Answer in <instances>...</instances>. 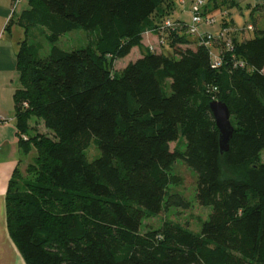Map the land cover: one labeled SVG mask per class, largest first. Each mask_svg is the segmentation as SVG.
Listing matches in <instances>:
<instances>
[{"label": "trees", "instance_id": "obj_1", "mask_svg": "<svg viewBox=\"0 0 264 264\" xmlns=\"http://www.w3.org/2000/svg\"><path fill=\"white\" fill-rule=\"evenodd\" d=\"M212 1L222 11L230 0ZM28 3L9 26L25 31L16 130L23 153L36 156L27 177L16 168L6 194L8 230L26 264H264V191L255 183L264 177V30L254 23L253 37L235 34L216 68L210 48L184 31L158 34L174 0ZM89 29L98 32L94 49L58 47L61 36ZM150 31L170 53L143 46ZM136 47L140 57L114 73L107 59ZM212 101L227 104L235 128L224 155ZM33 117L52 134L31 127ZM91 144L100 157L88 162ZM177 160L195 171L196 200L212 212L199 236L164 242L142 233L143 219L161 214L180 185Z\"/></svg>", "mask_w": 264, "mask_h": 264}, {"label": "rangeland", "instance_id": "obj_2", "mask_svg": "<svg viewBox=\"0 0 264 264\" xmlns=\"http://www.w3.org/2000/svg\"><path fill=\"white\" fill-rule=\"evenodd\" d=\"M23 7V3L19 5V10ZM256 0H230L227 6H224L223 10L226 12V19L228 21V27L243 30L247 25L256 24L257 29L264 30V14L263 11H256ZM177 8L179 6L177 4ZM188 11V12H186ZM182 16L183 20L189 22L191 20V14L189 10H186ZM174 13V11H173ZM220 13V12H219ZM218 13V14H219ZM175 18L179 16L177 13L174 15ZM220 18V16H219ZM254 24V25H255ZM11 27L13 28L12 38L13 41L19 42L25 37V31L17 23L13 21ZM209 29V28H204ZM217 29V27L212 28V30ZM16 30V31H15ZM203 30V29H202ZM34 38L45 43L44 33L40 31H35ZM241 36L246 39L247 37H253V32L242 33ZM240 37V35L238 36ZM98 39V32L95 29H89L87 31H73L61 36L58 47L65 50L71 51L75 49L90 47L95 48ZM163 36H152L149 33H145L143 36V46L148 47L154 45L157 47H162L166 52L170 53V48L167 45H162ZM166 43V42H165ZM165 46V47H164ZM46 50L50 49V46L46 45ZM216 51V50H213ZM141 55L139 47L133 49L131 54L123 59H107V63L111 66V70L114 73H121L126 66L134 62ZM13 82L9 80L10 85L14 87L21 85L20 76L13 75ZM166 85V81L164 82ZM169 91V86H167ZM8 94V102L4 97V94L0 92V101L3 106L6 107L10 104V95ZM5 94V96L7 95ZM34 119L31 122V127L37 126L39 132L51 135L52 132L45 128L44 123L41 121L36 122ZM234 121V119H233ZM184 140V139H183ZM175 148V144L171 145V149ZM186 144L183 141L179 142L180 151H184ZM32 154H29L24 158L25 165L22 168L24 177L26 174L27 167L33 163L36 156V151L33 150ZM84 156L88 162H92L98 157H100V152L91 144L88 149L84 152ZM30 161V162H27ZM261 164H264V153L261 156ZM171 175L178 179L180 185H172L169 188L168 201L165 205L163 211L159 215H150L145 213L143 219L142 233L156 232L158 238L161 241H169L176 234L180 233H191L195 236L201 234L202 225L208 220L209 215L212 212L211 207H202L198 204L196 200V190H197V175L193 169L188 167L182 160H177L171 170ZM227 176H232V172L226 171ZM255 183L259 186L261 191H264V177H256ZM79 195V194H78ZM77 201L81 200V197H76ZM179 202L181 205H173L174 202ZM173 202V203H172Z\"/></svg>", "mask_w": 264, "mask_h": 264}, {"label": "crops", "instance_id": "obj_3", "mask_svg": "<svg viewBox=\"0 0 264 264\" xmlns=\"http://www.w3.org/2000/svg\"><path fill=\"white\" fill-rule=\"evenodd\" d=\"M21 3H23V7L19 10ZM260 4L264 5V0H256V6ZM175 5L174 15L178 13V17L183 19L182 9L177 8V2ZM27 9H29L28 0H0V92L4 94L7 102V93L9 92L10 95L9 106L4 107L0 101V120L2 121L0 122V264H26L8 230L6 194L13 173L17 167L22 170L25 165L24 158L28 156L19 146L16 130L14 93L21 85L14 87L13 93V87L9 83V80L13 82V75L20 76L17 69V55L20 42L24 39L19 42L13 41V28L9 26V21L12 16L18 17ZM189 9L190 0H187L186 10ZM262 13L264 14V11ZM5 94L7 95L5 96Z\"/></svg>", "mask_w": 264, "mask_h": 264}, {"label": "built area", "instance_id": "obj_4", "mask_svg": "<svg viewBox=\"0 0 264 264\" xmlns=\"http://www.w3.org/2000/svg\"><path fill=\"white\" fill-rule=\"evenodd\" d=\"M175 2L182 9L181 12L184 13L186 11L187 0H176ZM189 12L191 14L189 22L179 17L175 18L174 13L165 17L158 28V34H164L166 31H184V34L194 40L197 45L210 48L213 65L216 68H219L223 63V51L233 50L235 34L254 31L252 24L247 25L243 30L228 27V22L225 21L226 12L224 10H213L212 0H190ZM215 27L217 29L212 30ZM147 33L152 36L154 35L151 31ZM161 43L162 45L166 44L164 39ZM148 48L151 51H158L162 47L156 48L154 45H151Z\"/></svg>", "mask_w": 264, "mask_h": 264}, {"label": "water", "instance_id": "obj_5", "mask_svg": "<svg viewBox=\"0 0 264 264\" xmlns=\"http://www.w3.org/2000/svg\"><path fill=\"white\" fill-rule=\"evenodd\" d=\"M209 106L219 131L220 152L224 155L230 150V143L235 132L231 122V111L227 104L221 101H212Z\"/></svg>", "mask_w": 264, "mask_h": 264}]
</instances>
